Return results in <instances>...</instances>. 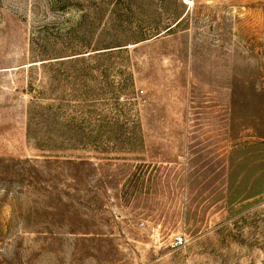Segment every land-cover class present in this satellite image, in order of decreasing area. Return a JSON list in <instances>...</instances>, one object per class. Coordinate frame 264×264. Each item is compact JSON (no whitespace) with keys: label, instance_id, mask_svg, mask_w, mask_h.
<instances>
[{"label":"rangeland","instance_id":"1","mask_svg":"<svg viewBox=\"0 0 264 264\" xmlns=\"http://www.w3.org/2000/svg\"><path fill=\"white\" fill-rule=\"evenodd\" d=\"M0 0V264H264V0Z\"/></svg>","mask_w":264,"mask_h":264},{"label":"bare ground","instance_id":"2","mask_svg":"<svg viewBox=\"0 0 264 264\" xmlns=\"http://www.w3.org/2000/svg\"><path fill=\"white\" fill-rule=\"evenodd\" d=\"M185 2H186L187 4H190V3H191L190 1H187V0H185Z\"/></svg>","mask_w":264,"mask_h":264}]
</instances>
